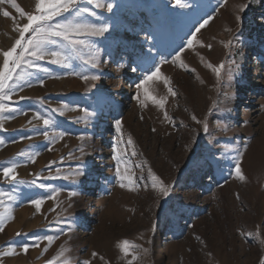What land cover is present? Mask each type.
<instances>
[{
  "label": "rangeland",
  "instance_id": "374dc122",
  "mask_svg": "<svg viewBox=\"0 0 264 264\" xmlns=\"http://www.w3.org/2000/svg\"><path fill=\"white\" fill-rule=\"evenodd\" d=\"M38 2L16 0L33 15ZM96 2L78 0L95 12L81 17L108 32L63 63H21L8 82L0 191L15 198L0 204V253L14 254L0 264H262L264 0ZM26 23L0 3V70ZM13 164L15 181L3 175Z\"/></svg>",
  "mask_w": 264,
  "mask_h": 264
},
{
  "label": "snow or ice",
  "instance_id": "6c2138e0",
  "mask_svg": "<svg viewBox=\"0 0 264 264\" xmlns=\"http://www.w3.org/2000/svg\"><path fill=\"white\" fill-rule=\"evenodd\" d=\"M4 0H0V3H3ZM12 6L18 11L21 17H27L28 23L24 24L20 27L19 30V38L15 40V45L3 52L4 60H3V69L0 70V92H4V96L0 98V111H11V109L3 102L4 100H10L11 96L8 94L11 89L9 88V81H12L16 70L21 67V63L28 65L29 67H39L36 63L38 60L45 59V56H51L54 63H63L68 60L73 52V50L77 49L79 46L85 44V40L90 36H103L106 32L109 31V25L105 24H94L87 22L85 19L81 17V13H90V8H80L78 4V0H39L36 4L37 14L33 15L31 13H27L21 8L16 0H10ZM177 3H180V0H177ZM183 6V5H181ZM97 8L106 7L108 10H111L112 4H101L99 0L96 2ZM241 9L247 7V5H239ZM75 11L76 16L73 19H65L63 22L57 23L55 25L50 24L53 17L60 16L63 13H70ZM92 15H95V12H91ZM3 15L5 17H11V13L7 10L4 11ZM208 21L205 20L204 24H207ZM204 25L202 24L201 27ZM199 31V29H197ZM31 32L32 35L25 39V33ZM59 40L66 41V45L62 50L56 51H47L49 45H56ZM189 45L192 44V41H188ZM17 48H19V52H17ZM11 61V65H10ZM224 65L220 64L218 67L214 68L217 76L219 77L221 74V70ZM159 72V68L156 69L151 75L147 76L144 83H147L148 80H152L156 74ZM83 79L88 80V76H84ZM92 79H96V77H92ZM43 84V80L39 81ZM167 82V81H165ZM139 88L140 85H137ZM171 91V89H169ZM144 93L146 97L151 96L149 89L147 87L144 88ZM175 95V92H172ZM151 98L159 104L161 108L164 107L165 100L160 99L157 100L156 97L151 96ZM195 118V117H194ZM53 121L51 119L45 118L43 119V124L45 126L52 125ZM117 131L120 130V121L116 123ZM205 131H207V125H205ZM44 136H48V132L45 131ZM61 134V138H62ZM131 143V140H129ZM121 159V151L117 150L116 160L119 162ZM16 165L13 164L11 167H5L3 169V175L6 178H11L13 181L16 180V176L13 175V169H15ZM117 174L120 173L119 163L117 164ZM237 173H240L239 167L236 169ZM79 171L74 173V175H79ZM241 179H244L243 175L240 176ZM121 179H124L121 176ZM159 180V177H153V187L156 186V181ZM162 184L163 182L160 181ZM44 187V185H40ZM123 186V185H122ZM161 192L163 195H168L169 189L167 187L161 188ZM74 194V193H73ZM8 196L11 199H14V196H11L9 193H5L0 191V204L4 203V197ZM34 204H36L37 208L40 206L39 200H33ZM4 218V214L0 213V219ZM4 229L0 227V232ZM248 235H252L248 233ZM50 242L52 241V237L47 238ZM124 253L127 255L130 247V242L125 240L120 245ZM24 251H27V246H24ZM14 254V250L6 253H0V255H12ZM95 255V253H93ZM133 259H136V256L133 255ZM85 264H88L85 261ZM264 264V261H262Z\"/></svg>",
  "mask_w": 264,
  "mask_h": 264
},
{
  "label": "trees",
  "instance_id": "16d2710c",
  "mask_svg": "<svg viewBox=\"0 0 264 264\" xmlns=\"http://www.w3.org/2000/svg\"><path fill=\"white\" fill-rule=\"evenodd\" d=\"M260 31H261V30H259V32H258V33H260Z\"/></svg>",
  "mask_w": 264,
  "mask_h": 264
}]
</instances>
